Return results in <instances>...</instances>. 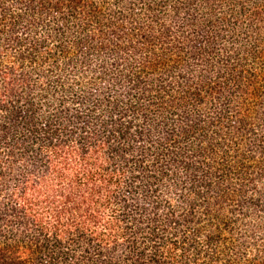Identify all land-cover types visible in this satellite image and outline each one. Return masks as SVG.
<instances>
[{
    "label": "trees",
    "instance_id": "obj_1",
    "mask_svg": "<svg viewBox=\"0 0 264 264\" xmlns=\"http://www.w3.org/2000/svg\"><path fill=\"white\" fill-rule=\"evenodd\" d=\"M0 264H264V0H0Z\"/></svg>",
    "mask_w": 264,
    "mask_h": 264
}]
</instances>
